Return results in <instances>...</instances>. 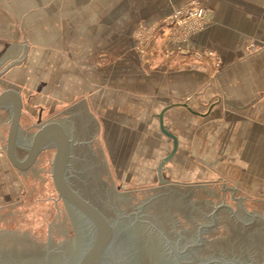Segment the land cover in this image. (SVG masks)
I'll list each match as a JSON object with an SVG mask.
<instances>
[{
	"label": "crops",
	"instance_id": "1",
	"mask_svg": "<svg viewBox=\"0 0 264 264\" xmlns=\"http://www.w3.org/2000/svg\"><path fill=\"white\" fill-rule=\"evenodd\" d=\"M186 1L0 0V82L22 98L20 135L34 133V117L60 122L73 140L68 177L89 151L130 191L219 181L235 194L264 193V48L246 52L251 41L264 44V0H201L217 26L185 47L163 48L159 39L146 60L137 23ZM192 51L216 53L223 65ZM0 111L1 136L10 102ZM161 113L178 138L162 168L166 184L158 167L173 142ZM10 171L0 152V194Z\"/></svg>",
	"mask_w": 264,
	"mask_h": 264
},
{
	"label": "water",
	"instance_id": "2",
	"mask_svg": "<svg viewBox=\"0 0 264 264\" xmlns=\"http://www.w3.org/2000/svg\"><path fill=\"white\" fill-rule=\"evenodd\" d=\"M10 102L6 154L19 170L54 148L52 178L71 207L59 209L49 232L34 236L0 230V264H264V201L235 195L221 185H181L117 191L87 200L67 175L73 140L56 120L40 123L29 139L19 133L22 98L14 88L0 92V108ZM172 139L162 168L178 150V138L158 115ZM18 151L25 153L21 159ZM117 237V239H116ZM194 241V242H193ZM187 244H189L187 246Z\"/></svg>",
	"mask_w": 264,
	"mask_h": 264
},
{
	"label": "rangeland",
	"instance_id": "3",
	"mask_svg": "<svg viewBox=\"0 0 264 264\" xmlns=\"http://www.w3.org/2000/svg\"><path fill=\"white\" fill-rule=\"evenodd\" d=\"M200 9L203 10V16L197 17L192 14L193 10L199 11ZM214 26H217L214 9L203 4L201 0H188L173 7L168 13L157 16L150 23L139 21L132 33H135L138 42L137 48L142 50L139 52L146 60H150L155 57L154 49L158 46L156 43L159 42V39L160 43H163V48L185 47L194 35L204 33ZM263 48L264 44L259 46L251 41L246 46V52L249 54L247 57ZM192 54L197 60L213 59L218 69L223 65L221 58L216 53L192 51ZM166 55L168 56V54ZM6 85L0 82V92L7 88ZM3 113V111H0V114ZM29 120L30 125L37 123V126L30 130L33 132L40 123H45L44 119L39 123L37 117ZM7 137L8 129L4 135L0 136V152L5 157L6 168L12 169V173L11 171L6 173L5 179L8 181L6 194H0V230H21L34 236H43L49 232L48 223L55 220L58 210L71 207L59 196L53 182L52 161L55 149L48 148L42 151L29 169L19 170L12 165L7 157ZM23 137L29 139L30 134ZM18 156L22 159L25 153L18 151ZM75 163V175L69 177V180L72 186L87 200L113 191L119 193L130 191L129 189L117 187L110 181L104 167L93 152H84L82 159ZM213 184H215V189L222 185L219 181L212 184L198 181L196 183H180L178 186ZM9 185H13L11 190ZM237 193L235 195L264 201L263 192L255 194L240 190Z\"/></svg>",
	"mask_w": 264,
	"mask_h": 264
},
{
	"label": "built area",
	"instance_id": "4",
	"mask_svg": "<svg viewBox=\"0 0 264 264\" xmlns=\"http://www.w3.org/2000/svg\"><path fill=\"white\" fill-rule=\"evenodd\" d=\"M192 14L194 15L195 14V16H197V17H201V16H203V10L202 9H200L199 11H197V10H193L192 11Z\"/></svg>",
	"mask_w": 264,
	"mask_h": 264
},
{
	"label": "flooded vegetation",
	"instance_id": "5",
	"mask_svg": "<svg viewBox=\"0 0 264 264\" xmlns=\"http://www.w3.org/2000/svg\"><path fill=\"white\" fill-rule=\"evenodd\" d=\"M116 239H117V237H116ZM194 242V241H193ZM189 244H187V246H188Z\"/></svg>",
	"mask_w": 264,
	"mask_h": 264
}]
</instances>
